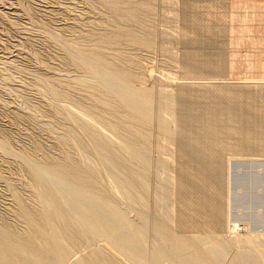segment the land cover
Wrapping results in <instances>:
<instances>
[{"label":"bare ground","instance_id":"1","mask_svg":"<svg viewBox=\"0 0 264 264\" xmlns=\"http://www.w3.org/2000/svg\"><path fill=\"white\" fill-rule=\"evenodd\" d=\"M123 9L126 17L140 22L147 10ZM179 18L210 35L219 30L215 19L202 23L194 17ZM261 25L252 28L262 29ZM148 34L139 35L145 48L169 50ZM225 46L229 53L234 50ZM255 47L254 51L262 50ZM70 48L65 49L73 64L92 76L87 80L91 83L75 78L73 88L86 90L95 104L109 110V117L102 116L98 107L89 108L82 98L81 104L70 99L71 89L54 86L46 89L49 110L57 114V123L66 124L69 136L57 131L53 121L43 123L45 130L55 133L56 156L44 153L37 158L35 153L44 148L37 140L36 152L16 151L8 139L0 141L2 153L15 157L27 170L36 193L26 198L21 179L9 181L14 204L10 214L22 219V227L0 221V264H264V235L223 234L227 214L218 175L226 172V150L216 142L231 146L237 154L243 147L228 142L237 141L212 124L218 117L224 122L236 118L248 122L250 112V127L264 130V108L257 105L264 104L261 78L230 75L225 56L192 51L184 69L208 75L209 90L200 93L181 78L153 77L102 53ZM171 81L179 85L165 83ZM220 84L231 86L229 93ZM226 97L234 106H227ZM24 115L35 119L29 110ZM249 133L242 141L253 148L245 150L264 154V135ZM259 242L263 248L257 247Z\"/></svg>","mask_w":264,"mask_h":264},{"label":"rangeland","instance_id":"2","mask_svg":"<svg viewBox=\"0 0 264 264\" xmlns=\"http://www.w3.org/2000/svg\"><path fill=\"white\" fill-rule=\"evenodd\" d=\"M116 1L119 0H0V141L8 139L9 145L16 151L36 152L40 149L34 145L37 140L44 146L41 151H37L38 154L35 153L37 158L44 153L56 156L58 146L54 141L55 133L52 131L50 134L43 126V123L53 121L55 128L58 127L57 131L67 136L66 124L57 123L60 121L57 114L49 110L46 89L54 86L64 91L71 89L73 94L70 99L81 104L82 98L89 108L98 107L103 110L102 116L109 117V110L95 104L96 100L94 102L86 90L73 88L75 78L91 83L87 80H91L92 76L73 64L74 61L67 54V47L102 53L108 60L115 59L122 64L133 65L134 69H141L153 77L160 78L165 74L181 78L200 93L209 90L205 86L208 75L197 71L187 72L184 67L188 65L190 52L209 50L212 58L225 56L228 67L232 69L230 75L255 74L260 77V85L263 87L260 93L264 95V71H255L259 65L264 67V0H126L128 3L122 0L129 4H124L126 7L147 9L142 12L141 16L144 17L141 22L126 17L127 13L123 9L126 7L118 5ZM180 15L194 17L202 23L216 21L219 30H214L210 35L198 25L196 27L182 22ZM258 24H262V29L252 28ZM225 28L232 30L231 34ZM128 29L133 33H128ZM173 31L182 34L174 37L170 34ZM147 33L150 34L148 37L152 34L159 41L160 48L167 46L169 50L162 52L145 48L141 38L146 37ZM225 45H232L233 53L227 52ZM255 46L262 50L254 51ZM236 53L242 55L248 64L241 62ZM165 83L171 87L179 85L174 81ZM220 85L224 92L229 93L231 86ZM214 93L219 94L216 91ZM225 103L234 106L227 97ZM257 105L264 108L263 103ZM28 110L35 119L25 117ZM247 115L250 121L252 115L250 112ZM249 121L236 118L224 122L218 117L212 123L216 129L228 132L237 141L228 139V142L240 143L243 147L237 154L231 146L216 142L226 150V172L218 175V180L224 186L223 205L227 215L223 234L228 238L237 234L242 237L264 235V154L257 149L253 154L248 153L245 148L252 146L242 141L246 132H252L249 135L253 136H263L264 130L250 127ZM8 156L0 149V221L21 229L22 219L10 214L14 211V204L8 183L21 179L20 182L26 188L24 190L21 187V191H25L23 195L26 198L30 194L35 197L36 193L24 166L15 157ZM25 182L31 185L30 188ZM260 244L257 243V247L263 248Z\"/></svg>","mask_w":264,"mask_h":264}]
</instances>
